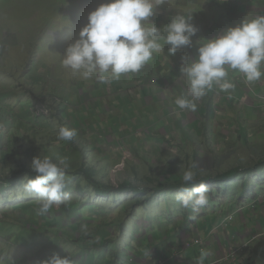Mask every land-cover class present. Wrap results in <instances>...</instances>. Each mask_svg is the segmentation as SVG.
<instances>
[{
  "label": "rangeland",
  "instance_id": "obj_1",
  "mask_svg": "<svg viewBox=\"0 0 264 264\" xmlns=\"http://www.w3.org/2000/svg\"><path fill=\"white\" fill-rule=\"evenodd\" d=\"M4 1L0 0V177L12 175L23 167L31 169L32 158L40 153L56 161L66 157L69 163L66 189L70 193L67 203L81 202L82 206L73 203L66 209L64 204L57 207L56 212L54 207L50 209L53 214H42L35 197H27L23 192L25 175L13 187L4 186L5 191L0 190V264H35L30 257L42 260L54 252L65 255L67 252L62 247L73 252L77 264H86L82 262L83 255L80 256V251L86 248L99 255L96 248L119 250L122 245L131 254L134 251L130 247L132 242L134 247H141L138 240L142 238L135 239V236L153 233L154 229L148 228L149 223L160 230L159 233L167 230L168 214L171 218L175 213L174 217L178 218L176 213L182 212L181 205L173 199L177 192L154 196L152 191L160 181H173L175 173L181 178L180 166L185 168L194 161L197 178L214 177L230 168L251 166L264 159V120H259L257 110L245 113L241 107L240 112L230 110L224 115L217 107L210 115L208 110L203 113L205 105L202 104L201 109L197 108L199 111L183 110L175 114L176 105L163 107L162 97L155 95L162 85H167L161 70V58L167 55L166 49L154 53L152 60L139 72L122 74L110 84L73 76L70 69L63 68L60 55L78 38L88 14L105 0H12L7 4ZM182 1L190 13L200 10L211 18L212 13L200 5L203 0ZM177 2L179 0H168L173 5ZM163 4L149 18V22L158 27L168 24L163 20ZM171 9V5L164 7V10ZM174 10L177 11L174 16L181 14L180 10ZM207 32L210 31L205 27L198 28L192 37L195 46ZM191 49L194 54L190 56L195 57L196 48L181 50L191 52ZM176 57L170 58L179 62L180 58ZM212 96L206 94L202 99L210 103ZM170 106L173 111L169 110ZM242 114L247 115L250 126L244 124ZM209 124L215 127L209 142L211 149L203 132ZM60 125L76 129L74 146H71L72 141L57 140ZM85 150L90 152V157ZM83 161L86 167L96 168L94 176L99 180L115 184L128 179V183L147 187L150 191L130 190L101 197L84 174L69 178L73 170L85 165ZM263 179L264 167H259L248 179L240 177L208 186L212 188L209 196L213 201L209 200L198 212L204 216L212 208H222L218 206L219 199L224 201L222 204L226 203L221 212H229L238 205L245 207L234 221L224 223L234 237L233 227L241 228L245 224L241 217L248 218L249 210L255 211L259 205H264ZM245 181L249 183L248 190L257 188L256 194L250 195L256 197L239 204L237 199ZM79 183L90 188L81 194ZM152 217L156 221H152ZM220 221L223 223L222 219ZM82 225L89 229L87 236L81 232ZM104 228L113 235L103 234V245L96 244ZM250 228L254 233L248 246L238 250L227 264L230 261L243 264L254 243L261 242L258 245L264 247V219L262 226L257 224ZM241 244L238 241L237 246ZM242 256V260H236ZM261 260H264V251Z\"/></svg>",
  "mask_w": 264,
  "mask_h": 264
},
{
  "label": "clouds",
  "instance_id": "obj_2",
  "mask_svg": "<svg viewBox=\"0 0 264 264\" xmlns=\"http://www.w3.org/2000/svg\"><path fill=\"white\" fill-rule=\"evenodd\" d=\"M164 2L105 0L88 14L78 38L60 55L61 66L70 69L73 76L110 84L119 80L122 74L139 72L152 60L154 53L165 52V45H170L166 52L169 57L192 46V37L198 32L190 22L192 13L176 14L170 23L160 27L149 22L156 8ZM196 43L195 58L187 52L180 56L179 74L188 84L173 101L180 110L195 112L197 101L214 86H218L220 92L230 94L235 84L229 79V69L242 74L249 84L264 77V15L246 16L236 26L227 27L210 39L201 37ZM76 135V129L60 125L57 140L71 141ZM30 167L35 175L24 176L22 189L27 197H35L42 214L70 200V193L65 191L69 168L66 157L54 161L52 156L40 153L32 158ZM180 170L181 184L173 199L181 207L198 212L208 205L210 189L205 182L196 184L197 164L194 161L185 168L180 166ZM81 232L85 236L89 234L87 225L81 226ZM62 248L67 252L66 256L54 252L45 259L36 260L35 264H77L73 252ZM198 253L195 264H205L214 255L209 248L198 249ZM214 261L221 264L222 260Z\"/></svg>",
  "mask_w": 264,
  "mask_h": 264
},
{
  "label": "crops",
  "instance_id": "obj_3",
  "mask_svg": "<svg viewBox=\"0 0 264 264\" xmlns=\"http://www.w3.org/2000/svg\"><path fill=\"white\" fill-rule=\"evenodd\" d=\"M207 3H209V6ZM166 5H171L172 9L169 11L164 10ZM175 5H173V3H168V0L162 5V11L165 15L163 18V20L165 19L164 21L170 23L172 15L177 12L174 9L180 10L181 14L186 15L190 13V11L184 8L182 0H179V2ZM200 5L204 6L210 13H212L211 18L208 19L200 10H198L192 13V20L190 22L197 28L205 27L209 29L210 32L205 33L206 39H210L218 35L227 27L236 26L246 16L248 18H253L257 15H264V0H203ZM199 13L200 15L196 16ZM202 24L205 26L203 25L202 27ZM168 47H170V45H165L166 52ZM190 47L197 49L198 45L195 46L194 43H192V46ZM190 51L191 52L187 53L189 55L192 53L193 55L194 51L192 49ZM183 52V50L178 51L176 56L180 58ZM192 58L195 57L193 56ZM161 63V70L164 72L162 73V76L165 77L167 85H162L160 87L161 89L159 91L157 90L158 94L156 93L155 96L158 98L162 97L160 99L164 102L163 107L164 105L165 107L168 105L175 106L173 102L175 97L180 95L188 87L186 78L181 77L179 74L181 61L179 59V62H177V60H173L168 55H165L164 57L162 56ZM175 71L177 72L176 75H174ZM159 79L160 78H158V80ZM229 79L235 84V88L230 90V94L220 92L218 86H214L211 91L207 92V95L209 96H212L211 93H214L212 96L213 101L208 103L206 100L201 99L200 101H197V108H200L199 106L203 104L205 105V108L202 109L203 113L208 110V114L212 115L214 113V109L216 110L218 107L219 109L217 108V111L220 110L224 112L222 114L227 115V112L230 110L231 112H240L242 109L241 107H244L243 110L245 113L257 110L261 117L259 120H264V77L257 82L249 84L246 82L242 74L229 69ZM165 96H167V100L165 99ZM214 103H216V106H214ZM221 106H226V108H222ZM169 110L173 111V108L171 107ZM180 111L183 110L178 108L175 114H179ZM246 117L247 115L242 114L244 124L250 126V121L246 119ZM235 118L239 121V116H236ZM176 120H178V118ZM208 126L212 129V131H214L215 127H212L210 124ZM193 140L194 139L191 140L192 143H194ZM260 202L261 201H259V203ZM214 204H217V202ZM225 204L220 203L218 206H221L222 208H212V211L204 216H202L203 213L193 212L191 209H185L182 207V212L178 211L176 213L178 218L174 217L175 213H172L171 218L169 214L167 215V230L163 229L161 232L157 233V231L160 230H157L153 227L152 223H149L148 228H153L154 234L144 232L142 236H135V239L142 238L138 240V245H141V247H134L135 243L132 242L130 247L134 251H131V254H129L126 251V247H123L122 245L119 250H109L100 247L96 248L99 255L95 254L94 250L86 248L85 250L80 251V256L83 255L84 257L82 262H85L86 264H126L125 262H127V264H195L196 258L199 256V246L191 245L186 247V245L189 242L191 243L196 236H200L206 244L205 248L211 249L214 253V255L205 261V264L214 261L215 259H221V264H227L229 260L225 262L224 260L228 257L230 250L235 247H240L237 246L238 241L243 245L246 242H249L253 237L252 234L254 232L251 231L250 226L255 225L257 227V224L262 226V219H264V205H259L255 211L249 210L247 213L248 218H243V216L241 217V221L245 224L241 228L238 226L233 227V237L230 233H228V227H226L227 225L225 226L224 224L225 222L226 224L229 222V220H226V217L233 210H230L229 212H221L222 209L225 208ZM54 208L56 209L57 207ZM220 219H222L223 223H221ZM151 220L153 221L155 218L153 219L152 217ZM103 234H107V237H111L112 233L106 231L105 228L101 230V233L97 236L98 242L96 244H101L102 238H104ZM86 243H88L87 240L85 241V244ZM260 243L261 242L256 245L254 243L252 245L254 247H251L252 249L248 250L249 253L243 260V264H263L264 260H261V253L264 251V247L258 245ZM65 255H67V253ZM65 255L60 256L63 257ZM256 257H259V260L256 259ZM44 258H46V256L42 259ZM30 259L34 263L37 257H30ZM240 259L242 260L243 256L242 258H236V260ZM230 264H232L231 261Z\"/></svg>",
  "mask_w": 264,
  "mask_h": 264
},
{
  "label": "trees",
  "instance_id": "obj_4",
  "mask_svg": "<svg viewBox=\"0 0 264 264\" xmlns=\"http://www.w3.org/2000/svg\"><path fill=\"white\" fill-rule=\"evenodd\" d=\"M10 1H12V0H5L4 2L7 4V3H10ZM33 104L34 103L32 102V105ZM40 114L41 113H39V115ZM34 115L39 116L37 113H34ZM65 126H67V125H65ZM203 132L207 137L206 139L208 142V146L211 149L212 145L209 142L212 141V140H210V138L212 136H214L215 132H213L209 126H206ZM243 132L246 134L247 131L243 129ZM71 141L73 143V145L71 143V146H74V139H72ZM9 152H11V151H9ZM85 154L87 157H90L89 156L90 152L88 150L87 151L85 150ZM53 160L56 161L55 159H53ZM83 162L85 163V165L84 166L80 165L79 166L80 168L73 170L72 173L70 174L69 178L71 177V175L77 176L79 174H84L87 177V179H89V184H91V188H93L94 192L98 193L101 197L107 198V197L111 196L113 193H116V192L117 193H125V192H128L130 190H133L136 192H138V191L145 192L146 190H148L147 192L150 191V189L147 187L140 188L139 186H136L132 182L128 183V179H126V181H123L120 183H115V184H112L111 181H106V180L104 181V179L99 180L96 178V176H94L95 175L94 172L96 171V168L92 167L90 169L89 167H86V164H87L86 161H83ZM259 167H262V168L264 167V159H259L256 163H254L251 166H240L239 165V166H236L234 168H230L225 172L218 173L214 177H212L211 175H208V176L197 178L196 184L198 185L201 182H205L207 184V186L210 187L214 183L219 184V182H222L225 180H236L240 177H243V178L246 177V179H248V177H250L251 173H253L254 170L256 168H259ZM86 169H88L89 171H86ZM26 174L35 175L31 169H26L25 167H23L20 170L15 171V173L12 175H9L6 177H0V190L5 191L4 186L13 187L14 186L13 184H16L17 181L20 179V177L23 175H26ZM105 175L106 174H103L104 178H106ZM246 181L244 182L243 187H242L243 191H242V193L240 192L241 194L239 195V197L237 199V203H239V204L242 203V201H245V200L250 201L256 197L254 195L253 196H250V195L252 193L256 194L257 188L248 190L247 185H249V183ZM262 181L264 182V179ZM180 184H181V178L178 174L175 173L173 181H167V182H161L160 181L157 184H155V186L152 187V191H153L154 196H157L160 194L174 193V192H177L179 190L178 188L180 187ZM191 187L192 186L190 185L189 188H191ZM88 188H90V186H81L80 183L78 185V191L81 194L85 193L88 190ZM210 189H212V188H210ZM65 191L68 192V188L65 189ZM150 197H153V196H150ZM214 197H218V196H214ZM220 198L224 199V197H220ZM209 200L213 201L212 199H209ZM219 201L221 203L224 202V201H222V199H219ZM73 203L75 204L77 202L66 203L65 208L67 209V206H69ZM77 204H78L77 207L81 208L82 203L78 202ZM238 206H242V205H238ZM233 210H235V209H233ZM54 212H56V209Z\"/></svg>",
  "mask_w": 264,
  "mask_h": 264
},
{
  "label": "built area",
  "instance_id": "obj_5",
  "mask_svg": "<svg viewBox=\"0 0 264 264\" xmlns=\"http://www.w3.org/2000/svg\"><path fill=\"white\" fill-rule=\"evenodd\" d=\"M256 200H258V198ZM256 200H255V202H256ZM242 209H245V207L244 208L242 206L237 207L235 210H233L231 213H229L227 215L226 220L233 221L235 219V217H236L237 214H241L242 213L241 212ZM193 244L199 246V251L202 248H205V246H206L205 242L203 241L202 237H200V236H196L195 239H193V241L191 243L190 242L187 243V246H190V245H193ZM241 245H240V247H235L232 250H230V253H229L228 257H227L228 260H231L235 256V254L237 255L239 253L238 250H240L241 248H245L246 246H248V243L246 242L242 246ZM216 263L217 262L214 261V262H211L209 264H216ZM177 264H186V263H177Z\"/></svg>",
  "mask_w": 264,
  "mask_h": 264
}]
</instances>
